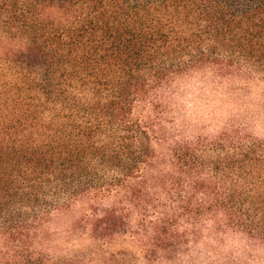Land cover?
Returning a JSON list of instances; mask_svg holds the SVG:
<instances>
[{"label":"trees","instance_id":"16d2710c","mask_svg":"<svg viewBox=\"0 0 264 264\" xmlns=\"http://www.w3.org/2000/svg\"><path fill=\"white\" fill-rule=\"evenodd\" d=\"M204 72L264 79V0H0V239L31 264L49 218L82 205L96 240L138 216L155 255L185 222L264 245V141L168 146L141 113Z\"/></svg>","mask_w":264,"mask_h":264},{"label":"rangeland","instance_id":"374dc122","mask_svg":"<svg viewBox=\"0 0 264 264\" xmlns=\"http://www.w3.org/2000/svg\"><path fill=\"white\" fill-rule=\"evenodd\" d=\"M159 102L158 111L141 113L164 129L168 146L184 140L212 144L236 133L264 141V79L254 73L187 76L163 90ZM85 209L80 205L49 218L38 233L31 264H264L263 244L212 224L197 230L183 223L184 240L170 256L149 252L138 216L128 235L96 240L81 223ZM17 250L0 239V264H26Z\"/></svg>","mask_w":264,"mask_h":264}]
</instances>
